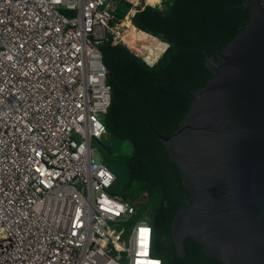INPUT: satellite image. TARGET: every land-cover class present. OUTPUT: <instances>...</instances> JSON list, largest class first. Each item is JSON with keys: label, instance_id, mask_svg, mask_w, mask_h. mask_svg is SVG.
I'll use <instances>...</instances> for the list:
<instances>
[{"label": "built area", "instance_id": "2783aa9c", "mask_svg": "<svg viewBox=\"0 0 264 264\" xmlns=\"http://www.w3.org/2000/svg\"><path fill=\"white\" fill-rule=\"evenodd\" d=\"M173 0H0V264H162L152 230L110 194L94 160L107 132V71L98 45Z\"/></svg>", "mask_w": 264, "mask_h": 264}, {"label": "trees", "instance_id": "16d2710c", "mask_svg": "<svg viewBox=\"0 0 264 264\" xmlns=\"http://www.w3.org/2000/svg\"><path fill=\"white\" fill-rule=\"evenodd\" d=\"M247 3L173 0L165 11L146 6L123 24L149 37L148 59L124 43L113 45L110 37L98 45L111 92L103 123L106 137L115 146L109 149L103 140L92 145L115 176L110 194L136 209L134 222L146 219L150 225V255L162 264H222L191 238H185L178 251L172 224L191 197L159 138L178 129L194 93L213 78L203 51L215 55L248 25L251 8ZM127 13V4L118 3L115 20L119 23ZM158 45L167 46L159 58ZM124 142L130 148L128 155L119 154Z\"/></svg>", "mask_w": 264, "mask_h": 264}, {"label": "water", "instance_id": "95a60500", "mask_svg": "<svg viewBox=\"0 0 264 264\" xmlns=\"http://www.w3.org/2000/svg\"><path fill=\"white\" fill-rule=\"evenodd\" d=\"M247 1L248 25L215 55L203 51L213 78L159 138L191 197L172 239L222 264H264V0Z\"/></svg>", "mask_w": 264, "mask_h": 264}, {"label": "bare ground", "instance_id": "6f19581e", "mask_svg": "<svg viewBox=\"0 0 264 264\" xmlns=\"http://www.w3.org/2000/svg\"><path fill=\"white\" fill-rule=\"evenodd\" d=\"M156 3V0H151ZM122 27L127 28V34L121 36L122 43L126 44L129 48L133 49L138 55L148 59L152 49L151 41L144 33L137 31L136 29H129L126 24H122Z\"/></svg>", "mask_w": 264, "mask_h": 264}, {"label": "rangeland", "instance_id": "374dc122", "mask_svg": "<svg viewBox=\"0 0 264 264\" xmlns=\"http://www.w3.org/2000/svg\"><path fill=\"white\" fill-rule=\"evenodd\" d=\"M124 21H125V20L122 21V24H123ZM118 27H119V28H118V29H119V30H118V33H119L120 37L123 36V35L128 31L127 28L122 27L121 24H120ZM126 34H127V33H126ZM126 34H125V35H126ZM120 41H121V40H120ZM121 43H122V41H121ZM122 44H123V43H122ZM161 44L165 45V44L162 43V42H161ZM166 49H167V46L163 49V48H160V45H158L157 50L160 51V52H159L160 54L157 55V58H159V57L163 54V52H164ZM161 50H162V51H161ZM103 143L106 144V145H108V148H109V149H113L114 146H115L114 141H113L111 138H109V137H104V138H103ZM129 152H130V148H129L128 144L125 143V142L122 143V144H121V147H120L119 154H122V155H128ZM94 160H95L96 162H98V161L102 162V156H101L100 152H99L97 149L94 150ZM143 202H144V200H141V203H143ZM141 220H143V219H141Z\"/></svg>", "mask_w": 264, "mask_h": 264}, {"label": "crops", "instance_id": "0c3cea01", "mask_svg": "<svg viewBox=\"0 0 264 264\" xmlns=\"http://www.w3.org/2000/svg\"><path fill=\"white\" fill-rule=\"evenodd\" d=\"M131 20V19H130Z\"/></svg>", "mask_w": 264, "mask_h": 264}]
</instances>
